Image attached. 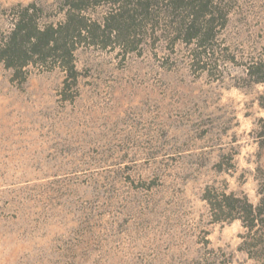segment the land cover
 <instances>
[{
	"label": "rangeland",
	"instance_id": "obj_1",
	"mask_svg": "<svg viewBox=\"0 0 264 264\" xmlns=\"http://www.w3.org/2000/svg\"><path fill=\"white\" fill-rule=\"evenodd\" d=\"M29 4L60 18L58 0H0V34ZM229 10L216 65L153 42L79 46L74 83L0 62V264H255L240 221L212 222L203 199L211 184L256 204L264 165V81L248 73L264 0Z\"/></svg>",
	"mask_w": 264,
	"mask_h": 264
},
{
	"label": "trees",
	"instance_id": "obj_2",
	"mask_svg": "<svg viewBox=\"0 0 264 264\" xmlns=\"http://www.w3.org/2000/svg\"><path fill=\"white\" fill-rule=\"evenodd\" d=\"M232 1L58 0L57 20L49 15L39 17L34 4L14 7L11 29L0 34V62L13 70L14 78L26 77L28 66H53L64 71L65 83L69 79L74 83L78 75L74 52L79 46L127 55L153 42V49L163 43L170 50L179 44L192 45L188 52L192 65L205 67L211 59L216 65L219 49L212 43L214 29L228 21ZM248 73L264 81V58L253 61ZM256 173V204L243 193L211 184L204 188L203 199L212 222L240 221L238 248L255 264H264V165Z\"/></svg>",
	"mask_w": 264,
	"mask_h": 264
}]
</instances>
